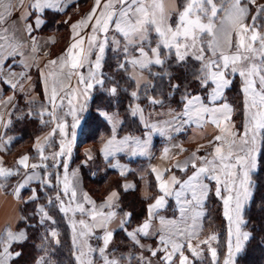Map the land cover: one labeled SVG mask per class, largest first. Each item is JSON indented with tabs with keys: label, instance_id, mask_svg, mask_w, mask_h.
<instances>
[{
	"label": "snow or ice",
	"instance_id": "6c2138e0",
	"mask_svg": "<svg viewBox=\"0 0 264 264\" xmlns=\"http://www.w3.org/2000/svg\"><path fill=\"white\" fill-rule=\"evenodd\" d=\"M69 3L70 0H0V85H7L13 93L4 98L0 88V108L7 111L11 106L12 109L7 120L0 111V124L5 129L11 126V117L18 107L17 95L24 93L30 97L24 84L29 83L32 88L30 72L35 67L45 99L33 112L31 105L36 101L28 98L29 110L17 119L39 117L41 125L50 126L43 138H36L37 163H30L31 157L25 154L9 168L0 158V188L9 178L22 176L13 195L18 201L30 203L38 202L40 193L32 188L25 200L22 190L32 183L39 186L46 203L38 205V225L57 223L49 208L66 218L71 229L74 264H132L133 261L136 264H238L256 239L252 231L246 230L248 221L244 213L254 196L253 174L264 167V3L93 0L91 10L71 25L72 42L60 56L48 60L41 68L36 62L40 44L35 33L46 23L47 11L64 13ZM107 51L115 54L116 71L132 82L128 110L141 125L139 135L119 136L118 125L123 121L118 110L112 113L98 110L111 124V136L101 149L103 158L122 177L131 169L117 157L125 154L151 158L154 137L171 141L175 134L193 125L200 131L211 125L216 131L207 145H200L183 162L177 161L163 170L151 168L157 191L154 195L143 193V199L150 202L144 218L134 228L131 227L133 212L121 209L118 191H111L97 204L87 192L80 191L79 169L70 170L79 114L85 111L92 90L99 89L113 98L121 91H128L102 71ZM190 60L198 65L191 74L199 87L195 93L187 86L181 90V84L173 82V77L165 71L169 61L186 66ZM17 66L22 71L17 72ZM154 67L161 71H153ZM145 72L154 79H166L169 88L166 96L150 94L149 90H154L156 85L145 79ZM237 77L243 117L239 128L233 119L236 109L226 97ZM73 78L75 85L71 83ZM177 92H180L179 109L168 107L167 111H156L157 107L165 108V99ZM141 97L150 106L147 114L139 103ZM13 139L0 137V151H6ZM201 149L210 150L201 155ZM183 151L186 150L181 148ZM169 153L170 147H164L162 158L174 159ZM90 159L88 155L83 163ZM173 169L184 173L186 178L178 177ZM121 187L125 192L135 189L134 184L127 182ZM210 195L222 205L226 221L223 245L218 233L204 235L205 207ZM170 199L174 208L173 216L168 217L161 211L167 209ZM21 219L27 223V217ZM113 222L125 232L132 246L140 249L138 255L130 252L118 259L110 252L115 232L111 227ZM146 237H155L156 246L143 244L141 241ZM28 239L27 228L13 231L11 226H6L0 232V264H14L21 258L23 252L13 245L22 246ZM93 239L100 243L94 245ZM41 240L40 248L45 254L35 264H54L53 245L61 244L59 231L47 229ZM261 243L264 244V239Z\"/></svg>",
	"mask_w": 264,
	"mask_h": 264
},
{
	"label": "trees",
	"instance_id": "16d2710c",
	"mask_svg": "<svg viewBox=\"0 0 264 264\" xmlns=\"http://www.w3.org/2000/svg\"><path fill=\"white\" fill-rule=\"evenodd\" d=\"M84 2H86V0H81L80 3ZM45 16L47 19L45 23L46 31H50L54 28L67 27L63 13L58 14L53 11H47ZM114 55L113 52L107 51L102 71L106 75L114 77L121 85V88L127 89L128 91H121L118 97L113 98L99 89L92 90L90 100L85 111L82 112L83 125L79 133L76 147L72 150L70 170H72L75 165L79 166L81 187L97 202L102 201L110 190L117 189L120 193L119 203L121 209H123V211L133 212L131 227L134 228L144 218L146 205L148 203L140 194L139 181L135 177L137 183L135 189L127 192L123 191L121 185L125 177H122L117 171L108 167V162L103 159L99 146L95 144L106 139L111 133L110 125L103 116L99 115V109H107L111 112L118 110L119 116L123 121L119 130L121 133H140L139 130L141 125L138 119L133 118L128 110V104L132 102L128 93L133 89V85L126 77L122 78L124 74L116 71V60L114 59ZM168 63L169 67H167L165 71L173 77V82L181 84V90L183 87L187 86L189 90L194 93L199 91L198 84L191 75L198 66L195 61L190 60L186 66H177L174 61H169ZM153 71L160 72L161 69L159 67H154ZM149 79L156 85L154 90H149L150 94L160 96L163 93L166 96L169 92L166 79H154L151 76H149ZM239 86L240 80L237 77L233 85L226 92L227 101L233 104L236 109V114L233 118L238 128L243 118L241 113L242 105ZM40 87L39 85V91ZM179 99L180 92H177L174 97L166 98L165 108L171 107L179 109L181 107ZM26 100L27 98L23 93L17 95L16 101L18 107L11 117V126L5 129L4 136L14 137L12 143L5 152L3 161L4 165L9 168L14 167L17 159L23 154H29L34 162L38 161L36 159L34 143L36 138L49 128V126L46 127L40 124L39 117L17 119L18 116L29 110L30 106L27 104ZM41 102L42 100L31 105L33 112L39 109ZM139 103L149 106L147 100L143 99V97H141ZM158 108L159 107H157V109ZM45 119H47V117H45ZM55 139H57V137ZM87 143H93V157L87 160L85 164L83 162L86 160V156L80 147ZM21 177L22 176L9 178L5 186L1 189L4 192L12 193ZM252 179L255 186L254 196L250 206L246 207L244 215L245 219L248 221L246 230L252 231L256 239L249 244L246 254L238 260V264H264V244L261 243V240L264 239V167L256 171ZM32 188H35L37 192L40 193V199L38 202L21 203L20 227L23 229L27 228L29 239L25 241L22 246L13 245L14 249L23 252V256L15 261L14 264H35V261L45 254L40 248L42 243L41 237L45 234L46 230L50 228H56L59 231L61 240L60 245H53L55 248L52 257L54 264H74L70 239L71 229L66 218H63L55 209L49 208L50 215L55 218L57 223L55 225L48 223L46 226L38 225V218L36 216L37 208L38 205L46 203V198L39 186L33 183L29 188L21 192L25 200L28 195H30V190ZM50 194L53 193L50 191ZM206 213L207 215L204 218V235L211 232L218 233L220 243L223 245L226 240V221L222 215L221 202L214 195L208 197L206 202ZM21 217H27V223L21 219ZM29 225H31V227H29ZM143 240L145 241L148 239L144 238ZM113 241L115 242L113 254L118 259L127 255L129 248L133 247L125 232L119 228L115 229ZM151 241L155 243V239H151ZM96 243L98 244L100 242L96 241ZM137 251L139 250H136L135 253L138 255L139 253H137ZM145 255H148V253L145 252Z\"/></svg>",
	"mask_w": 264,
	"mask_h": 264
},
{
	"label": "crops",
	"instance_id": "0c3cea01",
	"mask_svg": "<svg viewBox=\"0 0 264 264\" xmlns=\"http://www.w3.org/2000/svg\"><path fill=\"white\" fill-rule=\"evenodd\" d=\"M80 2H81V0H70V3L68 4L65 12L63 13L65 20L67 21V24H68L67 27H65V28H54L50 31H46L45 30L46 24H44L39 29V31L35 33V35L38 37V41L40 44V52L36 58V62L40 65L41 68H43L44 64H46L48 60L56 59L58 56H60L65 51L67 46L72 42L71 41V36H72L71 25L73 23H76L81 17H83L85 14H87L93 6V0H86V2H84V3H80ZM179 2H180V0H177V3H179ZM258 3H264V0H258ZM44 19L47 21L46 16H44ZM63 30L64 31L68 30L67 34L69 35V38H68V42L66 44H64V46L62 47L61 44L58 42L60 41ZM53 40L55 41L54 43L52 42ZM106 54H107V52H106ZM16 71L20 72V71H22V69L17 66ZM146 73L147 72H145L143 74L145 79L150 80L147 78ZM30 75L32 76V81L30 82L32 85V88L30 89L29 83L24 84L25 92H30V97H26V98L27 99L28 98H34L36 102L41 101V100L43 102L45 99L44 89H43V85L40 82L38 69L33 67L31 69ZM71 83L73 85H75V83H76L75 78L72 79ZM39 85L41 86L40 91H39ZM0 88L3 89L2 96L4 98H7L8 96L13 94L7 85H0ZM80 99H81V103H84V98L81 97ZM16 100H17V96H16ZM89 100L87 101L86 106H87ZM150 110L151 109H146L145 113L147 114V112ZM0 111L4 112V118H5V120H7L8 119V111H11V106H9L7 111H5L3 108H0ZM156 111L162 112V111H167V110L166 109H163V110L160 109V110H156ZM109 112L112 113L111 111H109ZM79 116H80L79 124L75 129L76 139L73 143V148L76 147L77 140L79 137V133H80L82 125H83L82 113H80ZM119 119L122 121V118L120 116H119ZM68 121H69V123L72 122V118L70 116L68 118ZM109 125L111 128L110 123H109ZM120 127H121V125H118V130H120ZM49 130H50V126L44 132H42L38 137L43 138L49 132ZM4 134H5V127L2 124H0V137H4ZM126 134H129V133H121L119 131V136H123ZM131 134H133V133H131ZM139 134L137 133L134 135H139ZM215 134H216V131L211 125H208L203 131H200L198 128H196L193 125L191 128L187 129L186 131L179 133V134H175L174 138L171 141H168L164 137H159V136L154 137L153 146L151 149V151H152L151 158L143 157V156L129 157L125 154H120L117 157L119 162L122 165L127 166L128 169H131V171H128L126 173V175L123 176V177H125L123 184L127 182V183L134 184L136 187V185H137L136 180H135V177H136L139 181V184H138L139 185V191H140V194L142 197H143V193L145 191H147L153 195L156 194L157 182L155 180V174L151 172V168L156 167L160 170H163L164 168L170 167L172 164H175L177 161L183 162L200 145H207L208 140L211 139L212 136H214ZM110 136H111V133L106 139H104L103 141H99L100 143H95L99 146L100 150L103 148L104 143L106 142V140L108 138H110ZM59 139H60V137L57 138L56 140L58 141ZM41 142L43 143V140ZM172 145H179V147H171ZM92 146H93V143L84 144L83 152L85 153L86 159H87L88 155L93 157ZM164 147H170L169 155L174 156L175 157L174 159L169 160L168 158H162ZM81 148H83V146ZM181 148L185 149L186 151L181 152ZM206 150H210V149H201L200 154L202 155L204 153V151H206ZM5 152L6 151H0V158H2L3 161H4ZM23 155H25V154H23ZM23 155H21V156H23ZM27 155H29V154H27ZM101 155L103 157L102 151H101ZM37 162L38 161L34 162L32 160V158L30 159V163H37ZM114 162L115 161H113V163ZM112 169H114V168H112ZM114 170L119 173L118 169H114ZM173 171L175 172V174L178 177H180L182 179L186 178L184 173H182L176 169H173ZM188 174H191V169H189ZM20 179H22V177ZM113 190L118 191L117 189H112L107 193V195ZM88 195L92 198V196L89 193H88ZM102 201H99V202L96 201V202H97V204H99ZM149 202L150 201H148V203ZM21 203H22V201H18L16 199V197L13 195V192L7 193V192H4L0 188V232H3L4 229L6 228V226H11L13 231H19L20 229H23L20 227ZM173 208H174V202L170 199L169 204L167 206V209L162 210L161 214L168 216V217H171V216H173ZM205 211H206V207H205ZM111 227L113 229L118 228L117 222H113ZM97 234H101V233L97 232ZM147 239L148 240H145V241L150 242V244L153 247L156 246L157 240L155 237L147 238ZM151 239H155V243H153L151 241Z\"/></svg>",
	"mask_w": 264,
	"mask_h": 264
},
{
	"label": "rangeland",
	"instance_id": "374dc122",
	"mask_svg": "<svg viewBox=\"0 0 264 264\" xmlns=\"http://www.w3.org/2000/svg\"><path fill=\"white\" fill-rule=\"evenodd\" d=\"M68 25V24H67ZM67 31L68 30H66V31H62V36H61V38H60V41L58 42V43H60L61 44V46L63 47L64 46V44H66L67 42H68V38H69V35L67 34ZM59 44V45H60ZM146 76H147V78L149 79V75H148V73H146ZM141 106L145 109V111H146V109H150V107L149 106H147V105H143V104H141ZM161 108H158V109H156V110H160ZM163 109H166L167 110V108H163ZM162 109V110H163ZM69 118V117H68ZM57 138H59V136H57ZM83 146V148H81L80 147V149L81 150H83L84 149V145H82ZM79 149V150H80ZM76 166V165H75ZM74 166V168L73 169H79L78 167V165L75 167ZM79 178H81L80 177V172H79ZM81 187V182L79 183V188ZM82 188V187H81ZM80 188V191L81 192H86L85 190H83V189H81ZM96 241L97 240H95V239H93L92 241H91V243H93L94 245L95 244H97L96 243ZM143 244H145V245H149V246H152L151 244H150V242H148V241H144V240H142L141 241ZM153 247V246H152ZM114 248H115V242L112 240V242L110 243V245H109V250H110V252H112V254H113V250H114ZM136 250H139L140 251V249H138V248H134V247H131V248H129V250H128V252H127V254H129L130 252H132V253H135V251ZM139 251H137V253H139ZM114 255V254H113ZM126 256V255H125ZM117 258V257H116ZM98 264H99V262H98ZM123 264H126V262H123ZM132 264H136V262L135 261H133L132 262Z\"/></svg>",
	"mask_w": 264,
	"mask_h": 264
}]
</instances>
